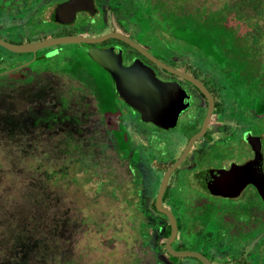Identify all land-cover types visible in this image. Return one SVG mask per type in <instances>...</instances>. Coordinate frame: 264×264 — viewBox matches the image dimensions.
Listing matches in <instances>:
<instances>
[{
	"label": "rangeland",
	"instance_id": "rangeland-1",
	"mask_svg": "<svg viewBox=\"0 0 264 264\" xmlns=\"http://www.w3.org/2000/svg\"><path fill=\"white\" fill-rule=\"evenodd\" d=\"M202 1L208 7H219L226 0ZM233 1L238 13L245 14L246 19L264 23V0ZM108 11L107 6H103L102 15L96 14L90 21H76L70 29H100L101 23L105 27L113 26L108 22ZM7 16V13L0 15V21H40L37 14L15 13L12 19ZM56 30L58 27L52 23L39 22L30 24L24 34L36 38L49 36ZM130 31L143 45L151 43L150 49L158 58L168 61L169 56L157 42L148 40L139 30ZM15 33L12 27L0 29L5 39L16 40ZM46 48L44 51L49 56L46 60H32L31 53H13L0 48L3 59L9 52L13 54L11 59L0 62V68L16 61L31 60L30 67L19 70L20 80L0 79V264H49L53 252L62 246L68 251L73 246L81 253L87 251L86 257L94 263L123 264L134 257L137 264H155L148 245L161 243L163 230L147 240L145 246L139 245L137 222L129 209L122 208L129 198L124 190V177L129 174L113 154L100 148L104 137L98 127L92 95L86 89L92 86L90 79L83 71L75 75V80L58 72L66 65L63 57L82 53L73 43ZM58 49L62 52H57ZM39 53L37 50L34 58ZM83 64L91 73L102 74L86 58ZM41 68L49 70L34 73ZM58 105H62L60 115L48 120L46 117ZM226 107V114L236 115L231 103ZM243 115V112L238 113L240 122L246 121ZM71 124L80 129V133L71 130ZM127 124L129 126L130 122ZM95 127L98 131L93 135L91 129ZM255 127L259 130L258 125ZM134 158L133 155L132 160ZM256 204L261 206L259 200ZM203 212L195 221L203 224L202 230L210 227L212 221L209 214L205 215V208ZM255 214L261 216L259 220L264 218V213L258 209ZM98 225L102 230H98ZM258 229L248 243L235 246L234 250L238 248L243 254L251 251V256L260 258L264 254L261 251L264 229ZM171 245L174 249L186 250L198 247L193 234L186 230H180ZM159 252L157 259L171 264L164 252ZM216 254L220 258L228 257L219 247ZM206 255L213 260L208 253ZM173 257L177 261L182 259L185 264H198L192 257Z\"/></svg>",
	"mask_w": 264,
	"mask_h": 264
},
{
	"label": "flooded vegetation",
	"instance_id": "flooded-vegetation-1",
	"mask_svg": "<svg viewBox=\"0 0 264 264\" xmlns=\"http://www.w3.org/2000/svg\"><path fill=\"white\" fill-rule=\"evenodd\" d=\"M61 1L63 0H58L54 4L56 5ZM93 7L94 12L92 14L87 11H76L72 22L66 24L54 22L49 15L39 20L53 21L62 26H69L81 20L90 21L92 16L103 14L102 8L94 0ZM108 14L109 21H107L111 22L113 26L106 25V29L96 35L116 31L129 37L161 62L197 79L212 97V109L203 133L193 141L181 162L170 172L161 195V207L169 210L175 219L176 234L173 240L177 238L178 230L181 229L180 215L182 214L184 231L192 233L194 241L198 245L195 249L189 250L199 252L211 264H257L255 257L251 256V251L248 254H243L238 248L235 250L233 248L248 243L259 230L258 228L264 229V218L259 220L261 216L255 214L257 209L264 213V204L259 198L255 186L252 183L243 182L242 177H232L226 179L221 185L222 192L220 193L213 189L219 185L220 180L215 181V177L212 176L217 171H226L233 165H241L253 158V151L245 139L246 136L259 137L264 174V118L256 119L253 115H243L246 120L245 123L240 122L237 113L236 115L226 114L225 111H228L227 103L218 97L217 91L205 82L203 75L189 65V62L181 60L180 64L174 65L169 60H161L151 51L149 45H143L139 42L130 29L126 28V25H116L110 19V12ZM103 24L101 23V29ZM82 32L78 31L72 34L96 36L90 34L89 30ZM83 45L100 49L111 47L114 53L120 51L122 65H127L136 58L150 67L159 81L175 82L181 89L179 93L182 97L180 106L184 107L175 115L173 126L164 127L159 123L141 121L137 111L126 105L118 96L114 103L116 107L114 112H117L114 120L111 118L104 119L97 105V99L86 87L89 94L92 95L98 113V127L103 132L104 141L100 142V148L113 154L122 164V168L129 174L128 177H124V190L129 198H126V206L122 208H127L132 212L137 222V229L143 225L141 230H146L141 240H150L154 235L158 236L159 231L166 230V228L169 230L167 218L156 209L154 202L162 173L179 157L189 137L199 130L206 112L207 100L191 82L157 66L123 41L107 38L99 43H84ZM29 61L25 60L17 65L13 64L0 73H12L17 69H26L24 67ZM40 73L43 72L40 71ZM87 77L91 81V77ZM75 79L76 77H73L72 80ZM91 87L93 88V84ZM128 121L130 122L129 126ZM256 125L259 126L257 131L255 130ZM69 128L80 133V129H76L72 124ZM97 131V127L92 128L91 134L96 135ZM118 136L122 138L120 141ZM125 153L128 155L125 156ZM119 154L122 156H118ZM133 155L135 158L132 160ZM111 192L112 188L109 190L110 197H112ZM256 200H259L261 206L256 204ZM204 208L207 210L205 215L209 214L212 221L210 227L202 230L203 224L195 221L200 214L203 215ZM141 235V232H138V236L141 237ZM166 236L163 237V245ZM262 245L264 247V244ZM218 247L223 254H228V257H217ZM263 247L261 248L262 252H264ZM207 253L213 260L206 255ZM164 255L166 254L164 253ZM152 256L157 259L159 254L154 252ZM261 260H264V254L258 259V264L264 263V261L260 263ZM194 261L201 264L196 259Z\"/></svg>",
	"mask_w": 264,
	"mask_h": 264
},
{
	"label": "trees",
	"instance_id": "trees-1",
	"mask_svg": "<svg viewBox=\"0 0 264 264\" xmlns=\"http://www.w3.org/2000/svg\"><path fill=\"white\" fill-rule=\"evenodd\" d=\"M56 1L58 0H0V15L7 13L9 14L7 17L11 18L15 13L25 15L29 13L31 16L37 14L39 19L46 18L48 15L51 17ZM94 1L102 10L103 6H107L111 14L110 19L115 24L129 26L131 30H139L148 40L157 42L161 49L165 50L169 56L167 60L172 64L178 65L181 60L189 62V65L203 75L205 82L217 91L220 99L225 103L227 101L232 104L233 110H236L237 114L243 112L245 115H253L256 119L264 118V23L250 21V19L245 18V14H239L237 8L234 7L235 1L226 0L219 7H208L204 5L202 0ZM39 22L52 23L58 27V30L49 36L27 37L24 34L27 27ZM72 25L62 26L53 21H18L16 19L15 21H0L1 30L11 27L16 30V40L6 38L12 43L35 41L59 35H72V33L78 32L70 29ZM104 29H106L104 25L102 29L89 30L85 27L79 32L89 30L90 34L96 35ZM135 36L137 37V35ZM0 38L3 36L0 35ZM73 45L82 54L63 57L66 65L60 69L57 68L59 69L58 72L66 78L73 79L78 72L85 71L87 76L91 77L93 84V88L88 87V91L97 99V105L103 114V118L114 120L117 113L114 112L116 110L114 103L118 97L108 74L96 65L85 52L75 44ZM46 49L39 50V56H35L33 60L48 59L49 56L44 51ZM57 52L62 51L58 49ZM9 53L4 59H11L13 54ZM2 57L0 55V62L5 61ZM83 58H86L88 63L94 65L102 74L91 73L87 65L83 64ZM24 61L13 62L10 66L0 68V71ZM30 61L24 68L30 67ZM19 70L17 69L12 73H0V79L20 80L22 76L19 74ZM48 70V68H41L34 70V73L38 74L40 71ZM61 108L62 106L58 105V108L46 118L48 120L57 118V114L60 115L61 113ZM121 139V136H118V140ZM182 216L181 214L180 230H184ZM101 222L104 221L101 220ZM133 223L134 221L130 226L131 230H133ZM142 227L143 225H140V228L135 230H137V235L138 232H141V237H144L146 230L142 231ZM98 230H102L100 225H98ZM168 231V228L163 230V237L168 234ZM141 237L139 245L145 246L146 241L141 240L143 239ZM162 240L159 244L148 245L150 252L159 254L161 250L166 254L171 264H185L182 259L177 261L173 256L166 253ZM108 242H111V238ZM86 256L87 251L81 253L79 248L77 249L75 246L68 251L66 246H62L53 252L48 262L49 264H102L101 261L94 263L91 258ZM258 259L259 257H255V261ZM162 262L155 258V264H163ZM123 264H137L136 258H129Z\"/></svg>",
	"mask_w": 264,
	"mask_h": 264
},
{
	"label": "water",
	"instance_id": "water-1",
	"mask_svg": "<svg viewBox=\"0 0 264 264\" xmlns=\"http://www.w3.org/2000/svg\"><path fill=\"white\" fill-rule=\"evenodd\" d=\"M76 11H87L92 14L94 12L93 0H63L54 6L51 17L54 22L66 24L72 22ZM107 38H116L123 41L131 48L146 56L157 66L183 77L198 88L207 100L206 112L199 130L189 137L179 157L163 171L154 202L156 209L164 214L169 224V232L164 239L166 253L175 257H192L201 264H211L205 256L197 251L172 248L171 242L176 234L175 219L169 210L161 207V195L170 172L181 162L193 141L201 136L211 113L212 97L201 82L161 62L145 51L138 43L116 31H109L96 36L79 34L53 36L23 43H12L0 38V46L13 53H31V59L33 60L37 50L58 44L73 43L85 52L96 65L109 74L117 96L126 105L137 111L141 121L159 123L164 127L173 126L175 115L184 107L180 106L182 97L179 95L181 92L179 86L175 82L159 81L152 69L136 58L129 64L122 65L120 51L114 53L111 47L100 49L83 45L84 43H99ZM245 139L252 148L253 158L241 165H233L226 171L215 172L212 177H215V181L218 179L220 182L213 189L221 193V185H223L226 179L242 177L243 182H249L255 186L256 192L264 204V174L259 137L246 136ZM222 195L224 194L222 193Z\"/></svg>",
	"mask_w": 264,
	"mask_h": 264
}]
</instances>
